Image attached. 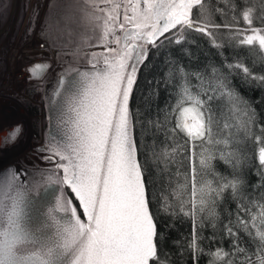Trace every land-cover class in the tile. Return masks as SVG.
<instances>
[{
  "label": "snow or ice",
  "instance_id": "snow-or-ice-1",
  "mask_svg": "<svg viewBox=\"0 0 264 264\" xmlns=\"http://www.w3.org/2000/svg\"><path fill=\"white\" fill-rule=\"evenodd\" d=\"M204 8L205 0H76L73 17L79 13L89 34L73 55L79 56L84 47L103 51L84 54L90 70L69 66L60 74L49 101L50 106L54 105L59 133L41 149L49 153L44 160L54 163V169L38 170L31 180L22 178L17 169L0 173V264H163L158 254L156 218L151 210L152 194L144 166L137 157L129 108L148 46L157 47L158 41L163 43L161 37L169 39L165 34L175 29L176 43L184 39L186 30H192L209 36L220 47L215 33L223 27L230 30V38L238 44H258L264 52V26H253L257 19L264 25V0L259 15L247 6V0L240 8V18L247 28L239 27L235 15L234 23L216 24L202 15ZM194 9L198 11L194 13ZM49 67L47 63L29 67L30 78L41 79ZM230 67L252 75L241 62ZM212 90H219L232 105L228 114H222V124L201 94H193L187 87L177 103L179 119L175 128L192 142L191 156L184 159L192 161L198 157L200 169L211 168L217 153L226 162L234 155L228 148L236 139L232 129L239 101L223 78L215 81ZM244 115L248 118L239 127L246 136H253V118L247 112ZM20 132L15 127L6 138L14 141ZM196 141L201 143L197 145ZM217 145L223 148L218 149ZM181 150L184 149L164 150L161 156L167 164L168 157L175 159L173 154L178 155ZM259 163L264 166V146L259 149ZM198 175L194 163L190 190L186 175L174 193L179 210L191 215L194 222L205 213L217 217L216 204L226 190L230 189L237 199L242 195L237 179L213 173L212 179L198 182ZM56 185L71 190L84 219L72 200L62 194L52 193V204L42 197V189L47 194L48 188ZM185 195L189 199H184ZM164 199L167 201V196ZM236 225L253 238L256 248L250 251L235 244L232 256L239 254L240 264H264V198L238 203ZM226 231L234 237L237 234L231 226ZM191 247L196 253L202 251L195 234ZM211 255L217 261L230 253L217 249ZM227 264H234V260L229 259Z\"/></svg>",
  "mask_w": 264,
  "mask_h": 264
},
{
  "label": "trees",
  "instance_id": "trees-1",
  "mask_svg": "<svg viewBox=\"0 0 264 264\" xmlns=\"http://www.w3.org/2000/svg\"><path fill=\"white\" fill-rule=\"evenodd\" d=\"M10 2L0 0V7L7 4L3 14L8 12ZM233 5L236 6L235 9ZM244 5L245 0H205L202 15L209 16L216 24L234 23L232 17L235 15L239 27L247 28L240 18V8ZM247 6L253 7L259 15L261 0H247ZM193 11L195 13L198 9ZM253 26L264 25L257 19ZM85 34L74 25L72 41H61L70 43L71 48H80ZM46 38L49 40L47 32ZM50 39L51 47L55 50L58 42L54 37L50 36ZM175 39L172 35L151 50L149 59L140 72L131 104L139 161L144 166V176L152 194L151 210L156 218L159 258L163 264H227L229 259H233L234 264H240L239 254L232 256L234 245L254 251L256 243L246 232L238 230L237 205L241 201L247 204L248 201L264 198V166L259 163V149L264 146V133L261 132L264 129V80L252 78L264 77V52L259 50L258 44H238L236 39L230 38V30L223 27L215 33V40L220 47L215 46L209 36L192 30L185 31L180 43H176ZM80 61L81 64L86 63V56H81ZM237 62L248 67L252 75L246 76L241 69L230 67ZM219 78L225 80L227 87L239 101L232 129L236 139L228 148L234 155L229 156L226 162L217 153L211 161V168L200 169L198 157L192 161L184 159L185 156H191L192 142L175 128L179 119L177 103L183 95V89L187 87L193 94H201V99L207 101V107L222 124V114H228L232 105L226 96L220 95L219 90H212ZM209 97L212 99L209 100ZM26 105L31 114L39 112V108L32 103L26 102ZM245 112L253 118V136H246L244 129L239 127L248 118L244 115ZM44 124L46 125V119ZM40 132L38 126V140L43 137H40ZM255 136H260V141H256ZM200 143L196 141L197 145ZM173 148L184 150L178 155L173 154L175 159L168 157L166 164L161 153L164 150L171 152ZM216 148L221 149L223 145H217ZM199 150L198 147L195 149L197 153ZM194 163L199 172L198 182L202 178L212 179V174L216 173L228 179L239 180L242 194L237 199L230 189L226 190L216 204L217 217H208L205 213L198 215L195 222L191 215H185L179 210V201L174 194L177 186L184 183L186 175L189 177L190 190L191 168ZM183 198L189 199V196L185 195ZM228 226L237 232L235 237L227 233ZM194 234L197 236L198 247L202 249L199 253L194 252L191 247ZM217 249H223L230 255L223 260L213 261L211 253H215Z\"/></svg>",
  "mask_w": 264,
  "mask_h": 264
},
{
  "label": "built area",
  "instance_id": "built-area-1",
  "mask_svg": "<svg viewBox=\"0 0 264 264\" xmlns=\"http://www.w3.org/2000/svg\"><path fill=\"white\" fill-rule=\"evenodd\" d=\"M51 2L14 0L7 22L0 23V110L11 105L28 114L26 102H30L43 116L49 84L61 66L46 38L45 17ZM43 61H50L52 66L41 79L28 81V68Z\"/></svg>",
  "mask_w": 264,
  "mask_h": 264
},
{
  "label": "rangeland",
  "instance_id": "rangeland-1",
  "mask_svg": "<svg viewBox=\"0 0 264 264\" xmlns=\"http://www.w3.org/2000/svg\"><path fill=\"white\" fill-rule=\"evenodd\" d=\"M9 1L11 2H10V7L8 8V12L6 11V13L3 14V10L7 4L5 6L3 5L2 7H0V18H1L0 23L1 24H3L4 22L6 23L11 14V9H12L14 0H9ZM51 1L52 2L47 9L45 29H46L47 37L49 38V40H51L50 39V36H51V38L54 37L55 41L58 42L57 48H55L57 60L62 64L69 63L72 65H88L87 62L81 64L80 57L85 56L84 55L85 53H91L93 51H103L102 48L84 47L81 49L80 55L76 56V55H73V53L76 52L77 48H71L69 46L70 43H66V42L63 43L61 41V39H66L68 42L72 41L71 38L73 37L74 25H76L81 32H86L85 35L89 34L87 25L84 21L80 19L79 13H75L73 17L76 0H51ZM66 16L72 17V18L65 19ZM51 44H52V41H51ZM3 104H7V103L4 102ZM10 106L9 108H3V109H6L4 112L5 116H9V117H3V116L0 117V128L14 124L16 121L17 123H19V120H22V119H23L24 129L26 128L23 141H21L17 147L12 148L16 150L22 143H25L24 153L22 152L16 157L11 155L12 157L10 160L12 161L10 164L18 165L28 170H47V169L52 170L54 169L55 167L54 163H48L44 160V157L48 156L49 154L38 150V148L43 142V137L41 136H44V131L46 128V125L44 124V119H46V113H44L45 109L43 110V116H41L40 114L41 110L39 107H38L39 112H37L36 115H33L29 112L28 113L30 115L29 116L27 114V111L25 114L23 110L21 112L19 108L14 107V109H12L10 108ZM27 109L29 110V107H27ZM16 113H19L17 115V118L14 117ZM21 122L22 121H20V123ZM38 126H40V129H41L40 140L36 138ZM12 149L0 151V155H5V152L9 153V151H11ZM2 158H4V156ZM6 161L7 163H9L8 159L6 160L4 158V163H6Z\"/></svg>",
  "mask_w": 264,
  "mask_h": 264
},
{
  "label": "water",
  "instance_id": "water-1",
  "mask_svg": "<svg viewBox=\"0 0 264 264\" xmlns=\"http://www.w3.org/2000/svg\"><path fill=\"white\" fill-rule=\"evenodd\" d=\"M175 31L176 30L173 29L171 32L166 33L165 36L171 37ZM161 40L164 41L165 40L164 37H161ZM157 44L159 45L160 44V41H158ZM148 48H149V50H148L147 58L144 60L143 64L139 68V71L137 73L136 83H135V85L133 87V91H132V94L130 96L129 108H130V112L131 113H132V106H131V104H132V98H133V94H134L136 85H137L138 80H139L140 72H141L143 66L147 63V61L149 59V56H150L151 50L154 49V48H156V47H152L151 45H149ZM41 63H47L48 65H50V67L52 66V63L50 61H43ZM69 66L78 67L82 71L85 70V69H89L90 70V65H72V64H69V63H67V64H61L59 71L57 72V74L54 76L53 80L49 84V87H48V90H47V93H46V97H45V113H46V121H47V123H46V128H45V131H44L43 142L40 145V147L38 148V150H40V151H42L41 149L47 145L48 141L53 136H57L58 133H59V130H58L57 125H56V114H55V111H54V105L53 106H50L49 101L52 98V94H53L54 90L56 89L57 82H58V79L60 77V74L62 72H64ZM49 68L47 69V71L49 70ZM27 79H28V81L39 80V79H32V78H30V73H28ZM132 121H133V114H132ZM16 127H19L21 129V132H20V134L18 135V137L14 141L6 138V134L9 133L15 127L0 132V149H6V148H9L10 146L13 147L19 141L20 142L23 141V138H24L25 132H26V128L24 129V127H22V126H16ZM133 137L135 139L134 121H133ZM42 152H45V151H42ZM45 153H48V152H45ZM137 157H138V160H139L138 153H137ZM56 159H58V158H56ZM8 169H17L20 172L21 177L22 178H26L28 180H31L33 178V176L38 171V170H28V169L22 168V167H20L18 165H12V166H9L8 168L0 171V173L5 172ZM47 170H41V171H47ZM58 188L60 189V191H57ZM41 192H42V197L45 200H47L48 204L54 203L55 197L51 195L52 193H55V195H61L62 194L66 198L71 199L72 202H73V206H76L78 208V214L81 215V219H84L83 213H82V209H79V201H77L75 199L74 194L71 193V190L67 186H59V185H56V186H52V187L48 188L47 194H45L43 192V189L41 190ZM44 210L45 209H42V211H44Z\"/></svg>",
  "mask_w": 264,
  "mask_h": 264
},
{
  "label": "bare ground",
  "instance_id": "bare-ground-1",
  "mask_svg": "<svg viewBox=\"0 0 264 264\" xmlns=\"http://www.w3.org/2000/svg\"><path fill=\"white\" fill-rule=\"evenodd\" d=\"M4 106H7V104H3ZM20 109V108H19ZM5 110L6 109H2V110H0V117L1 116H3L4 115V112H5ZM21 110V109H20ZM22 111V110H21ZM24 111V110H23ZM25 114H26V111H25ZM20 121H22L21 123H20ZM8 123V122H7ZM20 123V124H19ZM19 123H17V121L14 123V124H11V125H9V126H6V127H3V128H0V132H2V131H5V130H8V129H10V128H14V127H16V126H22V127H24L23 125V119L22 120H19ZM20 142V141H19ZM19 142L18 143H16V145L15 146H13V147H9V148H6V149H0V151H5V150H9V149H12V148H14V147H17L18 145H19ZM25 143H22L16 150L15 149H12L11 151H9V153H7V152H5V155H0L1 157H0V161H1V163H0V171H2V170H4V169H6V168H8L9 166H12V164H10L11 163V161L12 160H10L11 159V157L12 156H14V157H16V156H18L19 154H21L22 152L24 153V150H25V145H24ZM12 155V156H11ZM4 156V158L7 160L8 159V162H9V160H10V162L9 163H7V161H6V163H4V158H2ZM13 157V158H14Z\"/></svg>",
  "mask_w": 264,
  "mask_h": 264
}]
</instances>
